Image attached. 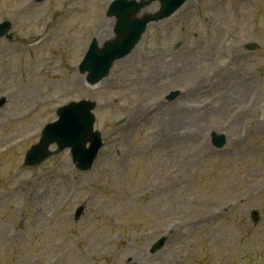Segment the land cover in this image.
Here are the masks:
<instances>
[{
  "label": "rangeland",
  "instance_id": "rangeland-1",
  "mask_svg": "<svg viewBox=\"0 0 264 264\" xmlns=\"http://www.w3.org/2000/svg\"><path fill=\"white\" fill-rule=\"evenodd\" d=\"M28 1L0 0L15 26L0 41V264H264V0H190L96 86L78 64L112 39L113 0ZM83 99L105 143L93 169L69 150L24 165Z\"/></svg>",
  "mask_w": 264,
  "mask_h": 264
},
{
  "label": "water",
  "instance_id": "water-1",
  "mask_svg": "<svg viewBox=\"0 0 264 264\" xmlns=\"http://www.w3.org/2000/svg\"><path fill=\"white\" fill-rule=\"evenodd\" d=\"M42 1V0H39ZM159 0H147L140 3L136 0L127 1L119 0L111 4L108 16L116 17L115 27L116 39L108 41L101 49L96 41L93 42L83 64L80 67L82 73L88 72V82L91 85L99 83L107 77L113 64L127 56L132 49L138 44L142 34L145 32L147 25L153 21H160L170 17L175 13L187 0H160L161 10L155 15H145L138 18L139 12ZM12 29L10 22H4L0 25V38H12L9 34ZM174 94L172 97H175ZM96 104L90 101L80 103H71L58 111L60 120L48 126L44 132L41 143L35 146L28 155L27 164H38L51 155L49 147L57 143L59 151L66 147L73 148V155L79 162V167L87 170L92 163L101 147L100 135L93 131L94 116L92 111ZM91 142V152L86 151V145ZM224 138H216V144H224ZM83 208L77 214V219L81 216ZM255 220H258V213L254 212ZM165 242L162 239L152 249V252L159 250Z\"/></svg>",
  "mask_w": 264,
  "mask_h": 264
},
{
  "label": "bare ground",
  "instance_id": "bare-ground-1",
  "mask_svg": "<svg viewBox=\"0 0 264 264\" xmlns=\"http://www.w3.org/2000/svg\"><path fill=\"white\" fill-rule=\"evenodd\" d=\"M52 1H54V0H52ZM58 1V0H57ZM32 8H34L33 10H35V9H44L45 8V5H36L35 6V4H33V2H32V0H29L27 3H26V5H24L23 7H21V9H20V11H23V13L24 14H28V13H26V12H28L29 10H31ZM30 12V11H29ZM92 146V145H91ZM91 150H92V147L90 148V149H87L86 151H88V152H91Z\"/></svg>",
  "mask_w": 264,
  "mask_h": 264
}]
</instances>
